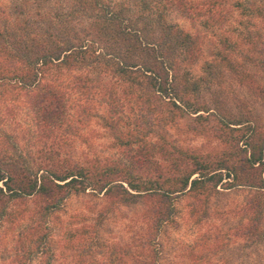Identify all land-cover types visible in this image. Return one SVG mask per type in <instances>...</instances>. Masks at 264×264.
Returning a JSON list of instances; mask_svg holds the SVG:
<instances>
[{
	"label": "trees",
	"instance_id": "trees-1",
	"mask_svg": "<svg viewBox=\"0 0 264 264\" xmlns=\"http://www.w3.org/2000/svg\"><path fill=\"white\" fill-rule=\"evenodd\" d=\"M226 2L75 0L73 11L93 20L99 39L110 44L107 51L94 48L95 41L74 43L60 28L48 31L30 16L20 17L27 14L22 5L15 4L11 14L0 9V87L16 96L14 102L17 97L21 100L32 122L22 131L0 130V223L9 217L13 222L18 218L25 221L23 245L17 255L23 261L19 264L34 258L39 264H68L57 256L53 222L54 219L61 222L64 201L85 193L101 194L110 205L139 201L146 204L139 238L142 248L153 246L156 254L155 240L161 228L174 221L173 200L177 196L198 200L203 207H192V214H206L205 205L219 184L245 187L254 195L243 209L245 222H241L240 235L262 237L264 128L251 125L249 118L242 121L223 115L219 120L236 134L230 140L228 153L210 159L168 145L158 131L162 127L157 124L153 128L144 115L164 104L169 105L167 112L171 115L165 119L170 121L184 117V111L189 109L197 113L196 119L202 118L200 110L209 111L207 106L195 103L201 80L191 79L184 68L197 59L200 46L189 32L168 23L166 16L168 11L177 10L208 25L214 16L228 15L224 12ZM233 5L250 14L262 13L264 8L257 0H235ZM39 15L43 22L47 21ZM222 42L227 44L228 39ZM231 56L227 51H218L215 61L220 66H230L241 83L264 99V46L257 55L244 53L259 70V78L246 68L238 69ZM213 62H206L208 73L215 68ZM64 72L74 75L63 76ZM94 94H100L108 107L101 106L95 116L112 132L120 148L133 152V144L146 128L139 127L145 124L148 130L155 129L162 141L156 152L148 158L133 155L128 160L111 163L74 160L69 152L70 141L83 121L93 116L90 108L95 107ZM76 95L85 103H75ZM131 98L145 112L136 115L138 121L124 124L117 113L123 111V104ZM120 124L127 129L121 130ZM233 124L239 126L231 127ZM219 129L227 133L222 125ZM19 205L25 209L13 215ZM113 208L103 207L97 221ZM84 230L86 226L76 236L77 232L70 227L64 228L62 248H73L75 240L93 238L85 237ZM88 245L78 251L76 263L86 264Z\"/></svg>",
	"mask_w": 264,
	"mask_h": 264
},
{
	"label": "rangeland",
	"instance_id": "rangeland-1",
	"mask_svg": "<svg viewBox=\"0 0 264 264\" xmlns=\"http://www.w3.org/2000/svg\"><path fill=\"white\" fill-rule=\"evenodd\" d=\"M234 1L228 0L224 5V12H228V15H216L208 25L202 24L200 20L185 17L177 10L168 11L166 16L168 23L177 24L189 32L200 46L197 59L192 64L184 65V68L188 70L191 79L201 80L194 101L200 103L201 107L207 106L209 111L200 110L198 113L202 118L196 119L197 113L189 109V112L184 111V117H176L170 121L165 119L166 115H171L167 112L169 105L164 104L158 107L162 111L161 114L157 113L158 109L144 114L146 121L153 128L157 124L162 127L158 131L163 133L164 142L168 145L210 159H218L221 154L228 153L232 144L230 140L236 134L219 120L223 115L242 121L249 118L251 125L264 128V99L241 83L230 66H220L218 61H215L218 51H227L232 55L238 69L246 68L256 77H260L259 70L244 53L257 55L258 49L264 46V8L262 13H244L234 7ZM257 1L264 5V0ZM15 4L22 5L27 12L22 13L20 17L30 16L42 28L49 29L48 31L55 32L60 28L74 43L88 39L95 41L93 46L96 49H110V44L97 36L93 20L83 18L73 11L76 9L75 0H0V9L11 14ZM39 13L46 17V22L40 19ZM42 22L44 24H41ZM225 38L228 39L227 44L222 42ZM207 61H215V68L211 73L205 69ZM69 75L74 74L63 73V76ZM93 96L95 107L90 108L93 116L83 121L84 124L80 125L77 134L72 136L70 141L69 152L74 160L111 163L116 160H128L133 155L148 158L146 156L156 152L161 141L159 135L155 129L148 130V126L143 122H140L143 126L139 128H146L139 134L140 140L133 144L134 151L120 148L112 132L103 127L101 120L95 116L102 110L101 106L108 109L106 100L100 97V94ZM14 98L16 96L13 93L0 87V130L16 128L22 131L25 125L32 123L24 104L18 97L14 102ZM74 100L75 103H85L79 95H76ZM159 102L162 103L160 99ZM135 104L136 101L131 98L123 104V111L117 113L124 124L138 121L136 115L140 116L145 112L144 108ZM219 125H222L227 133H223ZM120 127L121 130L127 129L122 124ZM129 127L132 128L130 125ZM251 195H254L253 191L245 187L219 184L205 205L206 214L195 215L191 212L192 207L203 205L187 195L177 196L173 200L174 221L165 224L155 240L156 254L152 250L153 246L142 248L139 238L144 227V207H148L142 201L110 205L101 194L85 193L72 196L63 203L61 222L58 219L53 222L52 236L57 245V256L68 264H78L75 262L78 251L89 244L87 247H90V251L84 257L86 264H138L137 261L140 260L152 261L153 264H264V219L261 223V238L240 235L241 222H245L243 209L247 207ZM103 207L115 208L97 221L98 213ZM23 209L25 207L19 205L12 213L14 215ZM199 215H202L201 220H198ZM24 224L25 221L19 218L13 222L10 217L0 223V264H19V261H23L22 256H19V260L17 255L23 245ZM83 226L87 227L84 236L93 238L75 240L73 248H62L64 228L70 227L72 231L77 232V236ZM24 264H39V261L37 258L30 262L26 259Z\"/></svg>",
	"mask_w": 264,
	"mask_h": 264
}]
</instances>
